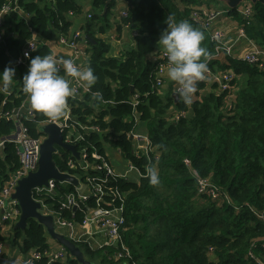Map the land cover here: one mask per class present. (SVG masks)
<instances>
[{
    "label": "trees",
    "instance_id": "trees-1",
    "mask_svg": "<svg viewBox=\"0 0 264 264\" xmlns=\"http://www.w3.org/2000/svg\"><path fill=\"white\" fill-rule=\"evenodd\" d=\"M209 1L228 5L224 0H125L128 15L123 17V8L118 16L114 14L119 0H91L85 25L74 32L70 16L82 13L86 0H12L15 9L2 17L5 35L0 42V72L13 68L23 45L33 37L41 35L51 40L55 32L67 38L80 33L77 43L79 47L86 45L87 66L98 79L90 91L82 93L83 97L70 100L69 122L85 136L77 146L79 150L88 148L87 160L94 162L92 151L106 153L109 145L121 150L142 174L140 183L118 180L128 192L124 239L139 264H258L256 258L264 261V224L252 209H264V69L228 54L212 59L209 66L213 71H233L231 87L202 93L206 81H199L191 105H185L180 97L176 100L175 82L164 78V84L156 86L157 71L165 61L162 51L154 55L169 14L177 21L187 20L205 34L201 46L207 50L206 60L214 53L216 43L210 29L191 17L194 8ZM7 2L0 0V8ZM180 3L183 5L179 8ZM253 7L255 14L247 33L264 42V0H257ZM227 9V14L243 19L237 7L228 5ZM115 19L127 23L137 34L134 44H127L120 56H109L110 44L98 34L106 33L117 22ZM51 53L50 45L43 42L30 58ZM30 58L18 66V75L9 89L0 91V113H11L27 101L22 80ZM60 74L64 75L63 69ZM47 119L35 111L32 117H23L34 136L41 133V122ZM137 119L148 127V156L137 152L131 139ZM92 126L100 130H91ZM15 128L13 119L0 117V140ZM59 151L54 155L56 164L67 170L68 161L76 158L68 150ZM18 165L16 144L6 141L0 153V184ZM150 167L158 172L156 185L149 182ZM197 176L210 177L222 196L218 200L198 197ZM58 199L56 194L49 201ZM63 216L82 221L84 212L64 210ZM0 238H4L1 229ZM7 239L23 252L51 248L46 228L33 218L28 219L24 230L14 225ZM76 243L89 261L118 264L109 259V250ZM211 247L213 255H209ZM36 264H48L46 257ZM52 264L81 263L69 255L66 261Z\"/></svg>",
    "mask_w": 264,
    "mask_h": 264
},
{
    "label": "built area",
    "instance_id": "built-area-1",
    "mask_svg": "<svg viewBox=\"0 0 264 264\" xmlns=\"http://www.w3.org/2000/svg\"><path fill=\"white\" fill-rule=\"evenodd\" d=\"M121 2H125V0H119V3ZM237 8L244 21L243 26L237 25V38L239 40H244L246 43V50L241 55L237 54L235 51L236 41L228 42L225 31L213 27L215 18L220 14L228 13L230 8L226 10L216 9L203 4L201 8H194L192 10L191 17L193 20L209 28L211 36L216 43L214 53L206 62H210L212 59L222 58L225 54H228L233 59L236 58L251 65H255L260 69H264V44L258 43L247 33V27L250 25L251 19L255 14L253 3L251 0H242ZM13 9L15 8H13L12 0H8L7 4L0 8V42L4 41L5 35L2 17L5 13ZM120 13L123 17L128 15L126 8L122 9ZM124 24L129 26L127 23ZM135 34L137 33L135 32ZM79 37L80 33L77 32L68 38L62 36L61 40L68 46L73 47L76 51H80L81 47H79L77 43ZM39 45L40 42L36 37L28 40L23 45L21 56L15 60L13 66L15 69V77L18 75V66L21 63H25ZM26 52L30 54L29 57L25 56ZM161 58L164 59L165 62L160 66L156 74L157 87H161L164 84L163 73L165 69L168 68L167 58L163 51L161 53ZM56 61L58 68L60 70L63 69L61 64L62 60ZM76 65L81 69L88 67L82 66L81 63H76ZM233 76V71L216 72L211 68L205 73V78L211 77L212 81L218 84V88L221 91L228 90L231 87L230 81ZM74 81L76 83L74 88L77 93H87L90 91V88L85 89L80 82ZM26 105H28L27 101L21 107L14 109L11 113H0V117L13 119L16 123L15 130L9 136L0 140V146L3 145L4 148V143L6 141L14 142L19 157L18 167L9 172L6 181L0 184V229L1 235L4 237L0 238V260H4V257H6L5 240L12 235V227L17 223L21 215V207L18 200L13 198V193L16 191V187L22 178L33 171H37L39 168L41 145L46 137L43 134L34 136L30 133L29 127L23 120V117H32L34 111H29V107L26 109ZM178 116L179 114L176 115V118H178ZM49 122H56L62 127L64 140L69 143L78 144L85 139L84 134L79 131L73 123L69 122V116L63 120L57 121H52L50 119L44 120L41 122V126ZM91 130L98 131L100 129L97 126H92ZM131 134H133V137L135 136L134 133ZM80 151L82 152L81 159L69 160V168L63 170L64 172L76 175L79 180L78 185H73L74 188L69 192L66 200H64L63 195L61 198L59 197L57 202L49 201L50 198L56 197L57 188L59 187L60 182L55 179H50L48 186L43 185L33 188L34 199L41 202L39 211L44 215H52L56 230L75 243H86L92 249H107L109 250V259L118 264H139L134 260L133 254L124 239V231L126 229L124 212L128 192L120 187L118 180L121 178H128L115 171L106 153H101L94 149L91 155L95 161L91 162L87 160L89 155L88 148L84 147ZM186 162L190 165V161ZM132 166L130 162L129 167ZM71 169L77 171L71 172ZM81 188H83L82 191ZM222 194L219 187L211 181L210 177L197 176L198 197L206 196L218 200ZM77 209L80 212H84L82 221H76L63 216L64 210L75 211ZM252 209L264 224V209L259 211L255 208ZM5 225L10 227V232L6 234L2 232ZM60 228L62 229L61 231ZM47 234L49 235L48 232ZM49 239H51L50 235ZM261 239L262 247H264V236ZM255 245L256 242L252 244V246ZM213 253L214 250L211 247L209 249V255H213ZM69 255H71L69 250L60 244L59 248L51 247L44 252L37 248H32L26 252L20 250L18 261L19 264H36L42 260L43 257H46L47 263L52 264L55 261H66ZM252 255L254 256L253 253ZM256 260L258 264H264L262 259L256 258Z\"/></svg>",
    "mask_w": 264,
    "mask_h": 264
},
{
    "label": "clouds",
    "instance_id": "clouds-1",
    "mask_svg": "<svg viewBox=\"0 0 264 264\" xmlns=\"http://www.w3.org/2000/svg\"><path fill=\"white\" fill-rule=\"evenodd\" d=\"M165 23L167 27L157 44L167 58V77L176 83L181 101L191 105L197 84L205 79L208 71L205 62L208 53L201 46L205 34L187 20L177 21L172 14L166 17ZM29 55L25 53L26 57ZM61 64L64 75L60 74L57 61L51 54L37 55L30 58L28 72L22 80L29 111L41 113L52 121L65 118L69 98H75L76 89L71 87L69 78L80 82L85 89L93 86L98 79L90 66L81 69L71 58L62 59ZM14 78V68L6 67L0 72V82L3 84L0 91H7ZM147 171L149 182L152 185L158 184L157 170L150 167Z\"/></svg>",
    "mask_w": 264,
    "mask_h": 264
},
{
    "label": "crops",
    "instance_id": "crops-1",
    "mask_svg": "<svg viewBox=\"0 0 264 264\" xmlns=\"http://www.w3.org/2000/svg\"><path fill=\"white\" fill-rule=\"evenodd\" d=\"M126 2H121L118 4L114 14L119 15V11L121 8L125 9L126 7ZM215 4V3H213ZM183 4L180 3L178 4V7L180 8ZM208 5V4H207ZM91 6V0H86L85 2V9L82 13L72 15L70 16L72 20L71 24V32L77 31V30H82V27L85 25V22L87 20V13L89 11V8ZM228 6V5H227ZM216 9H220L218 5L215 4ZM181 10V9H180ZM236 17H233L232 15H229L227 13L220 14L215 20L213 21V27L214 28H219L223 31H225L227 35V41L228 42H233L236 41V46H235V51L237 54L241 55L242 53L245 52L246 47H245V41L244 40H239L237 38V25L238 22L236 21ZM115 22L113 26L104 34H98L99 37L103 38L105 41H107L110 44V50L108 55L109 56H120L123 53L124 47L127 44H134L135 38L134 34L136 32L135 29H132L130 26H127L123 23L121 19H115ZM260 34V31L258 32ZM252 36V35H251ZM250 36V37H251ZM40 37L45 43H48L52 49L51 55L54 57L56 60H62V59H67L71 58L73 59L76 63H81L82 66H87V47L86 45H83L80 48V51H76L73 47L68 46L64 42H62L61 38L62 35L59 32H55L53 38L51 40H45L41 37V35L37 36ZM253 37V36H252ZM40 43H43L39 41ZM162 50H159L157 47V52L156 55L158 56L161 53ZM153 56V57H154ZM207 61V60H206ZM205 61V62H206ZM208 65V69L210 68L209 62H206ZM163 77L165 79H168L167 77V69H165L163 73ZM71 87L74 88L76 85L75 81L71 78H69ZM204 81H206V87L204 90H202V93L205 92H216L218 86H216V82L212 81V78H205ZM84 94L82 93H75V97H83ZM78 97V98H79ZM73 98H69L68 101V109H67V115L66 117H70L71 114V102L70 100ZM29 107V105H26V109ZM178 112L176 111L174 114H177ZM192 110L188 112L189 115H191ZM179 114V113H178ZM65 117V118H66ZM64 118L60 119L63 120ZM135 136L132 138L133 143L135 146V150L137 152H142L148 156V151H149V145H150V140L148 137V127L145 122L137 119V128L136 130L133 131ZM153 150H155L153 148ZM157 156L160 155L159 151H155ZM109 157H110V162L114 166V169L118 172H121L122 175H124L126 178H128V181H133L135 183H140L142 174L138 170L137 167L132 166L129 167L126 163L124 158H120L119 155L120 153L122 154L121 150L119 149H108ZM123 155V154H122ZM2 232L4 234L10 232V227L5 225ZM50 245L53 248H59L60 244L59 242L52 238L50 239ZM5 250H6V259L0 260V264H19L18 263V257L20 255V251L16 245H14L12 242L11 243H6L5 244Z\"/></svg>",
    "mask_w": 264,
    "mask_h": 264
},
{
    "label": "water",
    "instance_id": "water-1",
    "mask_svg": "<svg viewBox=\"0 0 264 264\" xmlns=\"http://www.w3.org/2000/svg\"><path fill=\"white\" fill-rule=\"evenodd\" d=\"M224 1H226L230 7H237L242 0ZM252 1L256 2L257 0ZM106 12L107 7L104 9V13ZM37 39L44 42L40 37H37ZM173 95L177 100L179 97L177 91H175ZM40 130H42V133L46 137L41 145L39 168L37 171H33L26 177L22 178L16 187V191L13 193V198L18 200L21 207V215L15 226L24 230L28 226V219L33 218L41 223L46 228L49 235L56 239L62 246H65L70 254L81 264H97L86 259L84 252L79 245L56 230L53 216L42 214L39 211L41 208V202L35 200L33 197V188L43 185L48 186L50 179H55L58 182H69L71 185L79 184L77 176L64 172L63 169L56 164L54 159L55 154H60L59 148L68 150L76 159H81L82 152L78 149L77 144L69 143L64 140L63 129L56 122L45 123L41 126ZM132 138L133 134H131V139ZM2 150L3 145L0 146V153ZM82 190L83 188H81V191Z\"/></svg>",
    "mask_w": 264,
    "mask_h": 264
},
{
    "label": "rangeland",
    "instance_id": "rangeland-1",
    "mask_svg": "<svg viewBox=\"0 0 264 264\" xmlns=\"http://www.w3.org/2000/svg\"><path fill=\"white\" fill-rule=\"evenodd\" d=\"M252 1V0H251ZM213 3H215V2H213V1H209V3H207V4H205V5H207L208 7H210V8H217V7H215V4L216 5H218L219 6V8L220 9H223V10H226L227 9V5L225 4V3H222V2H219V3H215V4H213ZM252 3L254 4L255 2L254 1H252ZM236 21L238 22V24H239V26H243V23H244V21H243V19H236ZM248 31V30H247ZM255 40L258 42V43H260V44H264V42H259L256 38H255ZM164 87H166V83H165V86ZM177 90V89H176ZM109 148H111V149H118V148H114V147H111V146H109V145H107L106 146V154L108 155V157H109V153H108V149ZM123 154V153H122ZM121 153H120V155H119V157L120 158H124V160H125V163L129 166V164H130V161L127 159V158H125L124 157V155H122ZM109 159H110V157H109ZM114 167V166H113ZM116 171V170H115ZM116 172H118V171H116ZM118 173H121V172H118ZM71 190H72V185L69 183V182H60L59 183V187L57 188V195L61 198L63 195H64V200H66L67 199V195L69 194V192H71ZM200 201L201 202H203V199H200ZM62 229L60 228V231H61ZM6 243H11V241H10V239H6L5 240V244ZM19 249V248H18ZM20 251V250H19ZM20 256V255H19ZM5 259L7 258V257H4ZM19 258V257H18ZM18 263H19V261H18Z\"/></svg>",
    "mask_w": 264,
    "mask_h": 264
},
{
    "label": "flooded vegetation",
    "instance_id": "flooded-vegetation-1",
    "mask_svg": "<svg viewBox=\"0 0 264 264\" xmlns=\"http://www.w3.org/2000/svg\"><path fill=\"white\" fill-rule=\"evenodd\" d=\"M41 131V133L39 134V135H37V136H40V135H42L43 133H42V130H40ZM44 135V134H43Z\"/></svg>",
    "mask_w": 264,
    "mask_h": 264
}]
</instances>
